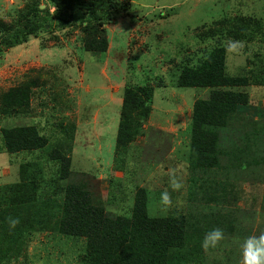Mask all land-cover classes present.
<instances>
[{"label":"rangeland","instance_id":"1","mask_svg":"<svg viewBox=\"0 0 264 264\" xmlns=\"http://www.w3.org/2000/svg\"><path fill=\"white\" fill-rule=\"evenodd\" d=\"M29 1L0 0V20L14 22ZM115 1L119 5L124 2L125 7L113 9L115 20L105 25L109 46L104 52L87 51L79 27L61 28L55 22L23 44L13 48L2 45L0 104L5 100L1 95L4 91L31 76L40 74L42 83L32 96L31 114L0 116V185L19 181L21 167L30 166L42 175L39 194L61 200L63 191L55 194L59 164L49 160V153L59 148L73 159L68 180L87 188L93 203L111 215H130L141 187L150 189L151 215L180 208L200 212L190 200V192L196 190L197 184L208 187L212 177L225 180L226 174L216 166L196 170L188 167L194 102L207 98L210 90L177 86L179 66L187 58L196 63L204 51L212 49L214 41L200 40L198 31L210 30L225 16H249L251 30L259 29V24L264 25V0ZM40 4L42 9L49 5L53 14L47 0ZM231 43L230 73H236L233 68L251 51L264 53L260 34L248 45ZM145 85L155 86L152 116L144 125L145 134L133 138L119 158L116 139L124 91ZM255 86L251 87V102L257 108L249 113L264 126V96H260L264 87ZM256 121L249 122L250 129L255 128ZM241 123L236 115L231 127L219 131L220 146L232 145ZM23 124L37 125L49 139L47 147L18 153L4 149L1 129ZM259 145L256 155L264 159V134L257 138L256 147ZM237 176L235 181L233 173L228 176L229 183H235L232 189L236 195L224 206L241 218L240 232L244 236L234 239L224 234L217 248L202 249V262L192 264H242L243 242L264 234V162L253 164ZM165 192L170 201L167 206L161 202ZM199 194L203 196V191ZM209 204L216 207V203ZM84 244L83 239L64 237L55 230L35 232L25 240V249L19 256L5 259L2 264H80L78 256L85 253Z\"/></svg>","mask_w":264,"mask_h":264},{"label":"trees","instance_id":"2","mask_svg":"<svg viewBox=\"0 0 264 264\" xmlns=\"http://www.w3.org/2000/svg\"><path fill=\"white\" fill-rule=\"evenodd\" d=\"M47 1L53 7V14L49 5L41 8V0H30L14 22L0 20V54L4 50L2 45L13 48L23 44L30 36L46 30L48 25L52 27V22L61 28L79 27L84 48L104 52L109 46L105 25L115 20L113 9L125 7L124 2L119 5L115 0ZM259 27L251 30V19L243 14L225 16L210 30L203 28L198 31L200 40L214 41L212 49L204 51L196 63H193V58H187L179 66L177 86L210 90L207 98L194 102L188 167L191 165L196 170L216 166L226 174L225 180L218 181L212 177L207 181L208 187L205 183L197 184L196 190L190 192L189 198L201 209L200 212L180 208L163 215H151L148 205L150 189L141 187L136 192L130 215H111L104 207L93 203L87 188L68 180L73 159L56 148L49 153V160L59 164L55 194L63 191L61 200L39 194L42 175L39 176V172L30 166L27 169V166L21 167L19 181L0 185V264L5 259L19 256L30 235L49 230L58 231L64 237L83 239L85 253L80 252L78 256L80 264L201 263V242L206 232L221 228L225 235L231 234L234 239L244 236L240 232L241 218L224 204L235 198L236 191L232 188L237 174L253 164L259 166L264 162L256 155L261 148L260 145L256 147L257 138L264 134V126H260L258 118L249 113L257 108L251 102V87H264V53L251 51L242 63L233 68L236 73H230L228 53L231 47L228 44L248 45L258 34L264 38V25L259 24ZM41 83L42 77L38 74L4 91L0 116L31 114L32 96ZM154 97V85L124 91L116 139L119 158L125 154L127 144L133 138L145 134L144 125L152 116ZM236 115L242 122L237 130L238 136L229 148L220 146L219 131L231 127ZM253 119L257 120L256 126L250 129L249 122ZM1 134L3 147L10 153L34 152L49 144V139L35 124L4 127ZM230 173H233L234 181L229 183ZM220 187H223L222 195ZM200 191H203V196H200ZM209 202L216 203V207ZM202 203L204 206L200 207ZM10 216L20 220L11 230L7 222Z\"/></svg>","mask_w":264,"mask_h":264},{"label":"clouds","instance_id":"3","mask_svg":"<svg viewBox=\"0 0 264 264\" xmlns=\"http://www.w3.org/2000/svg\"><path fill=\"white\" fill-rule=\"evenodd\" d=\"M194 111V110H193ZM5 149V148H4ZM162 205L167 206L169 201L168 193L162 194ZM9 229H15L20 223L18 218L8 217ZM225 239L224 231L221 228H213L203 236L201 247L207 251L217 248ZM242 264H264V234L248 237L242 244Z\"/></svg>","mask_w":264,"mask_h":264}]
</instances>
